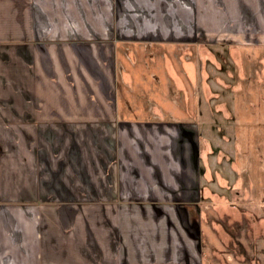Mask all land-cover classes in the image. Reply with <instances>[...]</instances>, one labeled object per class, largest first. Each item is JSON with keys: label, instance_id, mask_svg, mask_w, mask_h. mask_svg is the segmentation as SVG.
<instances>
[{"label": "crops", "instance_id": "1", "mask_svg": "<svg viewBox=\"0 0 264 264\" xmlns=\"http://www.w3.org/2000/svg\"><path fill=\"white\" fill-rule=\"evenodd\" d=\"M180 38L263 46L264 0H0V264H198L191 131L104 60Z\"/></svg>", "mask_w": 264, "mask_h": 264}, {"label": "rangeland", "instance_id": "2", "mask_svg": "<svg viewBox=\"0 0 264 264\" xmlns=\"http://www.w3.org/2000/svg\"><path fill=\"white\" fill-rule=\"evenodd\" d=\"M153 42L104 56L115 113L191 131L198 264H264V45Z\"/></svg>", "mask_w": 264, "mask_h": 264}]
</instances>
